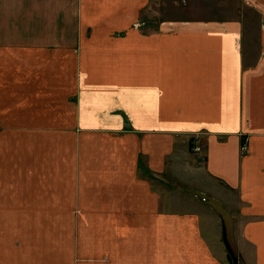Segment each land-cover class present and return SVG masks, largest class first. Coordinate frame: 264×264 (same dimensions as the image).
Segmentation results:
<instances>
[{
	"label": "crops",
	"instance_id": "1",
	"mask_svg": "<svg viewBox=\"0 0 264 264\" xmlns=\"http://www.w3.org/2000/svg\"><path fill=\"white\" fill-rule=\"evenodd\" d=\"M189 188L264 264V0H0V264H235Z\"/></svg>",
	"mask_w": 264,
	"mask_h": 264
},
{
	"label": "water",
	"instance_id": "2",
	"mask_svg": "<svg viewBox=\"0 0 264 264\" xmlns=\"http://www.w3.org/2000/svg\"><path fill=\"white\" fill-rule=\"evenodd\" d=\"M188 190L197 195L210 206L215 208V210L221 215L225 224L226 243L228 245V248L231 252V256L235 264H247L241 253H239V248L234 235L233 218L229 211L223 206L222 202L205 192L198 191L192 188H189Z\"/></svg>",
	"mask_w": 264,
	"mask_h": 264
},
{
	"label": "built area",
	"instance_id": "3",
	"mask_svg": "<svg viewBox=\"0 0 264 264\" xmlns=\"http://www.w3.org/2000/svg\"><path fill=\"white\" fill-rule=\"evenodd\" d=\"M192 149L195 152V154L201 159H204V154H203V146L201 145V142L198 139L193 140V145Z\"/></svg>",
	"mask_w": 264,
	"mask_h": 264
},
{
	"label": "trees",
	"instance_id": "4",
	"mask_svg": "<svg viewBox=\"0 0 264 264\" xmlns=\"http://www.w3.org/2000/svg\"><path fill=\"white\" fill-rule=\"evenodd\" d=\"M229 259L231 260V262H232V257L229 255ZM232 264H234V263H232Z\"/></svg>",
	"mask_w": 264,
	"mask_h": 264
},
{
	"label": "rangeland",
	"instance_id": "5",
	"mask_svg": "<svg viewBox=\"0 0 264 264\" xmlns=\"http://www.w3.org/2000/svg\"><path fill=\"white\" fill-rule=\"evenodd\" d=\"M193 151V150H192ZM194 152V151H193ZM195 153V152H194ZM200 159V158H199ZM199 161H201V159L199 160Z\"/></svg>",
	"mask_w": 264,
	"mask_h": 264
}]
</instances>
